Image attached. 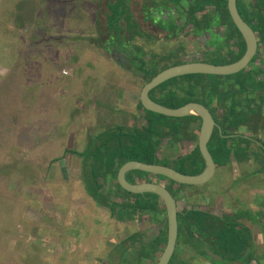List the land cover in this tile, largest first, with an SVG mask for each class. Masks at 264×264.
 <instances>
[{
	"label": "rangeland",
	"instance_id": "rangeland-1",
	"mask_svg": "<svg viewBox=\"0 0 264 264\" xmlns=\"http://www.w3.org/2000/svg\"><path fill=\"white\" fill-rule=\"evenodd\" d=\"M70 3L71 4H68L66 0H0V249L4 254V256L0 255L2 256L0 260L2 259L4 261L0 262V264H51L50 262L48 263L46 258H43L44 256L42 257L44 254L38 251L40 248L37 246H40V244L37 243L35 245L36 248L33 246V248L31 247V249H29L30 245L28 242L30 239L28 231H30L29 229H31L32 226L42 228L39 222L43 220L44 229L45 223H47L49 233L52 231L50 230L51 228H55L56 232L54 231L52 234L53 236H57L58 234L60 226L57 225H59V222L63 221L64 214L61 208H59V210L56 209L59 203L50 196H56L57 198L59 195V191L57 192L59 189L57 188L63 181L61 178L62 173L58 165L59 161L63 163V167H70L73 172L75 171L74 168L82 166V168H80L82 169L81 175H83L84 178L83 184L86 191L91 195L88 175L86 176V174H89L90 169L86 173L87 169L83 164V159L86 156H90L91 152L89 150L92 146L87 144L86 148L78 154L79 157L69 154L63 159L56 158L57 160L55 162L52 161L49 154L56 151H50L52 147L61 152L64 147L78 148L79 145L76 141L53 143V141L47 139V137H49L47 133L50 130V126L43 125L45 115L42 113V103H44V98L47 97L48 100L50 97L43 91L46 90L45 86L51 87L58 83H64L67 87L71 84L68 87L69 90L75 89L79 84L80 78L76 76L78 75L76 72L84 68H80L84 61H90L91 59V56L84 58L82 54H88V51L93 49L92 45H84L87 42L83 44V41H81L79 37L90 36V39H98L101 44L104 43L102 45H104V48L108 51L109 47H106V44L107 46L110 42L113 44L114 41H117V38L113 40H103L98 30H95V15L94 13L88 12L91 5L88 7L87 3L96 5L98 4V0H73ZM82 3H84L85 8L80 6ZM154 7L157 8L156 6ZM114 10H117V7L114 8ZM218 19L217 17V20ZM190 21H195L194 16ZM83 25L86 26V29L83 28ZM115 25L117 24L115 23ZM175 25H177L174 27L176 33L172 32L171 34H175L173 35L174 37H171L175 40H184L183 38L185 32L188 31V26L186 27L177 23H175ZM180 30L182 31L180 32ZM137 33L141 35V31ZM140 35L132 37V42L136 43L137 41H133V39L135 40ZM138 39L141 41L142 35L138 37ZM214 39L220 48H226L225 46L228 48V46L231 47L235 44V38H231L229 35L227 37L215 36ZM143 40L147 44H150L148 48L146 46L144 48L147 53H153L158 50L159 53L165 57V60H174V52H178L185 47L183 43H181L182 45H176L177 42L172 41V38H167L164 42H161L162 44H158V42L148 36L146 32H143ZM123 42L125 43V41ZM115 44L116 43L111 45V51L126 52L127 54L136 52L137 44L121 45L118 49L115 47ZM137 61L136 57H132V69L126 72L128 75L132 76L131 73L140 75L138 71L139 66H136ZM74 63L78 64L73 66ZM256 63L259 64L260 62L256 61ZM64 64L73 66L76 72L72 70V74L69 76L61 75L59 71H61V67ZM112 64L115 65L114 62H112ZM99 65L100 71L105 73L107 71L106 65L101 63H99L98 66ZM121 65L122 64L119 66ZM118 68L119 67L116 65L117 71ZM255 74L254 71L250 72L249 77L238 74L231 78H227L226 81L228 80L227 83L231 85V80L229 79H233L234 81L237 79L243 85L245 84L243 82H247L250 86L252 83L253 86H256L260 83L257 81L259 76ZM121 76L117 79L115 78V85L116 83L125 85L126 80H130V77ZM132 79L134 81V78ZM179 79L183 80L184 77ZM196 79H200V76L196 77ZM210 79H213L212 81L214 82L215 80L219 81L221 78L214 76L210 77ZM87 81L93 83L97 82L96 79L93 80L91 78ZM96 84H99V82ZM103 87L104 86L100 85L98 88L99 90L101 89V98L103 99L106 97L111 99L112 96L108 97L107 94L103 92L105 89ZM188 87H190L189 84ZM67 97V101L63 100V110L60 111L64 115L66 112L68 113L71 111L69 105L65 106V104H68L71 100L69 94ZM38 99L41 104H37ZM57 100L60 101V103L62 102L60 98H57ZM19 104H21V106ZM228 104L235 107L236 112H234L237 114L238 118L232 121L237 123L238 126L242 122L241 120L245 119L242 118L241 114L244 110H247L249 116L257 111V114H253V117H250V124L244 120V122L237 127L238 134L246 137L245 134L239 132V130H241L240 127L242 128L243 126L246 128L248 126L249 130L252 132L264 131V112L262 118L258 113L261 106L264 109V92L258 89V91L252 94L246 91L240 93L239 88L236 86L228 95ZM38 106L40 109L36 108ZM228 111L230 112L231 110L228 109ZM214 115L218 117L216 111H214ZM227 115L230 117L229 114ZM39 117L43 119L40 118L41 121H38L37 119ZM126 121L129 123L132 122L130 118L126 119ZM133 122L134 124L130 127H141L138 121ZM125 124L124 122L116 123L113 125L112 129L116 128L115 130H118L117 126L122 125L128 127ZM20 130H30L29 137L31 141H28L26 144L24 143L25 145L22 147L19 145L17 134ZM258 138L257 136L255 137L256 141ZM260 138L264 139L263 137ZM94 141L95 140L91 139L89 143H94ZM251 147H256L255 149L253 148L255 154L251 158L256 159L257 162H261L262 168L260 167V169L264 171V158H262L264 155H261L260 151H257V143L251 142ZM261 147L264 148L263 144ZM171 153V150L167 151L161 149L159 155L162 157L161 159L163 161H168ZM240 153L243 155L245 152L240 149L239 154ZM260 174L261 172L258 174L259 177H255L253 174L252 176H248V181L253 183L263 180L262 183H264V174L262 173L261 176ZM236 179L232 177L231 174H227L226 176V174L221 171L205 185L192 186L184 184L183 187L186 189L197 188L210 196V187L219 188L224 181H228L227 184L232 186L233 191L235 190L239 198L243 192L241 186H239V180ZM66 187L67 184L65 183L64 188L66 189ZM68 187L71 189L70 185H68ZM117 210H112L110 208V212L114 217L121 218L120 211ZM244 212L246 215H251V213H249L250 208H245ZM122 213H124V211H122ZM44 215L47 218L50 216L52 219L46 222L47 219L44 218ZM140 217L141 215L137 214L135 219ZM27 218L32 219L36 223L31 225V222L28 223L27 220H25ZM135 219H133L134 222ZM87 227L88 229H93L94 225L91 224ZM20 230L21 234H19ZM18 234L21 237H17ZM142 235L143 234L140 232L131 236L134 247L138 246L136 240L142 239ZM43 237L46 238L47 234ZM183 239L180 237L181 241ZM88 241L92 242L90 239H88ZM201 241L202 243H200L199 240H194L193 242L197 245L193 246V248L196 250V253H198V257L208 260V240L201 238ZM127 242H129V240H127ZM2 246L5 249H3ZM123 247L124 243H120L117 247V251H120ZM10 249H14L17 255H11ZM121 252L116 254V250H114L110 255L108 254L109 262L114 260L117 255H122L123 262L121 264L139 263V256L136 255L137 251L132 259L130 254L125 252L120 254ZM212 254L211 251V256ZM252 256V253H245L242 255V260L245 261ZM213 257H215V255ZM109 264L113 263L111 262ZM117 264H120V260ZM213 264H215V262ZM225 264L230 263L226 261Z\"/></svg>",
	"mask_w": 264,
	"mask_h": 264
},
{
	"label": "crops",
	"instance_id": "crops-1",
	"mask_svg": "<svg viewBox=\"0 0 264 264\" xmlns=\"http://www.w3.org/2000/svg\"><path fill=\"white\" fill-rule=\"evenodd\" d=\"M66 1L68 4H71L70 2L73 0ZM154 1L162 3L161 6H156V2ZM116 3H118V0H98V4L96 5H93L92 3H87V5L88 7L91 5L88 12L94 13L95 15V30H98V33L103 40H113L117 38V41H114L117 49L121 45L134 44L144 46V48L146 46L148 48L150 44L144 42L143 32L148 33V36L152 37V39L157 41L158 44H162L161 42H164L170 37L171 32L165 30L166 23L159 22L162 19H166V17L168 18L170 14H173L177 19H180V17H178L179 14L176 13L174 7L165 6L163 4V0H126L125 6L128 8L130 18L129 20H119V26L121 28L119 27V29H115L111 28L109 24L110 16L112 14L111 5L116 6ZM80 6L85 8L84 3ZM154 6H156L159 11L155 10ZM169 9L171 11H169ZM206 10L211 15L215 16V13L217 15L216 7L213 5L206 6ZM153 13L155 14L154 17L156 18L155 20H157L158 25L160 24L163 26L158 27L163 29L153 26L151 24L152 21H149V18L146 17H149L150 15L153 16ZM197 13L200 15L199 12ZM214 19L216 22L215 25L219 24L217 23V17ZM178 24L182 25L181 22ZM83 28L86 29V26L83 25ZM134 30L141 31L142 35L141 41L138 39L141 35L138 37L136 36L137 38L135 40L133 39V41H137L136 43L132 42V38L130 36ZM188 30L193 31V26L191 24L188 25ZM190 35H185L183 38L184 40L181 41L179 39H172L174 42H181L185 45V47H183V51H180L181 54L198 50L195 43L198 41V38H195L194 40V38H189ZM89 37L90 36L79 37V39L83 41V44L84 42H87L84 45H92L93 47L91 51H88V54H82L84 58L91 56L90 61L86 60L82 63L84 66L81 65L80 68H84L76 72L74 71L73 66L78 63H74L73 66L64 64L61 67V71H59V73L63 76L71 75L72 70L78 74L76 76H79L80 82L75 89L69 90L68 87L71 84L67 87L64 83H58L57 85L55 84V86L51 87L45 86L46 90L43 91L48 94L50 98H48V100L47 97L44 98V103H42V113L45 115V119L39 117L37 120L41 121V119H43V125L50 126V130L47 133L50 138L47 137V139L53 141V143L76 141L79 145L78 148L64 147L61 152L57 149H53L52 147L50 151L56 150L54 153L49 154L53 162L59 158L63 159L69 154L79 157L74 151L81 152L86 148L91 139L98 140L102 132L111 129L116 123L124 122V124L127 123L125 125L130 127L134 124L133 121H138L141 126L146 125V111L144 108H139V95L142 87L144 86L142 74L134 75L130 72L132 75L130 76L126 72L130 71L131 68H126L127 66L124 67L122 64L127 63V60H130V54L118 51L111 54V45L114 43H108L110 45H108V51L104 48V45H102L104 43L101 44L98 39H90ZM217 37L219 36L217 35ZM123 41H125V43ZM201 49L203 50V47L199 48V50ZM155 52L159 53L158 50ZM206 54L208 53L206 52ZM151 55L152 53H148L146 57L149 58ZM208 56L210 55L208 54ZM174 58L180 59L177 52H174ZM183 60L185 61L186 59ZM112 62H114L115 65H113ZM97 63H101L103 65L105 64L107 71L105 73L100 71V65L98 66ZM120 64L122 65L119 66ZM116 65L119 67L118 71L116 70ZM63 71L67 72L64 73ZM121 75L128 78L130 77V80H126L125 85H122V83H116L115 85V78L117 79ZM90 78L93 80L96 79L100 85L104 86L103 88L105 89L103 92L106 93L108 97L112 96V98L109 99L105 97L102 99L100 93L101 89H98L100 85L96 84L97 82H88L87 80ZM132 78H134V81ZM68 94L70 95L71 100L68 104H65V106L69 105L71 111L68 112L69 114L66 112L67 115H64L60 111L63 110L62 103L63 100L67 101ZM57 98H60L62 102L60 103ZM37 102V104H41L39 99ZM19 105L21 106V104ZM36 108L40 109L39 106ZM218 110L219 111L217 112L221 113L223 108L220 107ZM129 118L132 121L131 123L126 121V119ZM240 129V133L245 134L246 137L252 139V142L257 143L258 146L261 147L264 143V139L260 138H264V131L252 132L249 130L248 126L247 128L245 126L242 128L240 127ZM236 133H238V131H236ZM17 134L20 147L25 145L28 141H31L29 137L30 130H20ZM256 136L259 137L257 141L255 139ZM166 144L167 142H164L162 150H171V156L174 157L185 155L193 149V147H187L184 143L178 144L176 147H168ZM260 154L264 155V153ZM62 164L63 163L59 161L58 165L62 173L61 178L63 180L59 184L60 187L57 185V189H59L57 192L59 191V195L57 198L56 196H50L59 203L60 207L56 206V209L59 210V208H61L62 213L64 214L63 221L59 222V225H57L60 226V229L58 230L59 236L58 234L57 236H53L52 233L56 230L55 228H51L50 230L52 231L49 233L47 223H45L44 229L43 220H40L39 223L42 225V228L32 226L31 229H29L30 231H28L30 239L28 242L30 245L29 249H31V247L33 248V246L35 247L37 243L40 244V246H37L40 248L38 251L44 254L42 257L44 256L43 258H46L48 263L50 262L51 264H109L111 262L113 264H117L119 260L121 264L123 262L122 255H117L114 260L110 262L108 260V256L114 250H116V254L121 251L123 252L120 254L124 252L130 254L131 259L134 258V254L137 251L136 255L139 256L138 253H143L147 256L146 258L142 257L141 260H139L140 264H155L156 262L158 264L159 258L163 252H161L163 244L161 243L162 239L159 237V231L164 227L165 222H168L164 202L159 199L161 203L159 208L160 210L165 211H162L159 214V218H152L150 215H141L140 218L135 219V222L129 215H124L123 218H116L112 215L109 208L102 206L88 193V191H86L83 184L84 178L83 175H81L82 166H80L81 168H74L75 171L73 172L70 167H65L66 170L64 171ZM261 165V162H257L255 159L247 160L245 159V156L241 154L240 159L236 160L234 153H232L230 161L227 164L219 166L216 164L213 176L205 183H202V185L208 183L218 172L222 171V173L226 174V176L227 174H231L232 177L239 180V186H241L243 194L238 198L235 190L233 191L232 186L227 184L228 181H224L219 188L210 187V196L207 193H204V191L198 192L203 196V202L200 200L199 204L203 205V208L205 209H210V211L220 219L218 222L225 220V216H229L230 219L232 218L233 221L238 223V228L246 232L245 235L249 239V242L244 254L252 253L253 256L245 261L239 258L232 260L233 262L228 260L227 262L230 264H264V183H262L263 180L261 182L259 181L253 183L248 181V176H252V174L255 177H259L258 174L260 172L261 174H264V171L260 169ZM147 181H158L157 183H165L164 185L166 186V182L160 180L156 176H153L152 178L144 176L141 180H139V182ZM65 183L67 184L66 189L64 188ZM113 183L114 182L106 184L104 187L105 192H107L110 188H115ZM68 185L71 186V189ZM191 189L185 188L183 190L191 191ZM198 195L201 196L200 194ZM113 198L118 202L127 200L122 199L121 195L114 196ZM245 208H250L249 213H251V215H246L244 212ZM48 217L49 218L44 215V218L47 219L46 222H48L49 219H52L50 216ZM25 220H27L28 223L31 222V225L36 223L32 219L27 218ZM91 224L94 225V228L88 229L87 226H90ZM140 232L143 234L142 239L136 240L138 242V246L134 247L131 236ZM19 234H21V230ZM19 234L17 237H21ZM46 234L47 237L44 238L43 236ZM88 239L92 240V242H89ZM127 240H129V242H127ZM120 243H124V247L120 251H117V247ZM149 245L152 246L153 251L149 249ZM2 248L5 249L3 246ZM10 250L11 255H17V252L14 249ZM148 252L150 253V256ZM207 253L211 254V251L208 249ZM181 254L184 258L190 259V261L194 264H213L215 260L219 259L216 255L214 258H208V260L198 257V253H196V250L191 244L184 248ZM0 255L4 256L1 249ZM2 256H0V258ZM0 262L4 261L1 259Z\"/></svg>",
	"mask_w": 264,
	"mask_h": 264
},
{
	"label": "trees",
	"instance_id": "trees-1",
	"mask_svg": "<svg viewBox=\"0 0 264 264\" xmlns=\"http://www.w3.org/2000/svg\"><path fill=\"white\" fill-rule=\"evenodd\" d=\"M154 2H156V6H161L162 4L158 1ZM125 4L126 0H118L116 6L111 5L112 14L109 24L111 28L114 27L115 29H119L121 19L129 20L130 15ZM163 4L165 6L174 7L176 13L179 14L178 17H180V19H177L173 14H170L168 18L166 17V19H162L159 22L166 23L165 27L167 29L165 28V30L171 33H176L174 27L177 25L174 23L177 21H180L182 25L186 27L191 24L193 26L194 36L205 34L207 29L212 30L213 24H216V22L214 23V17L219 18L217 23L227 25V27L229 26L230 30L225 31L226 36L224 37L228 35L231 38L234 37V46L220 48L216 44V40H213L215 47L209 53V55L212 56L208 62L214 64H228L240 59L245 53V39L231 19L227 0H163ZM208 5L216 7L217 15L216 13L215 16L211 15L206 10V6ZM116 7L117 10H114ZM237 7L243 19L258 33L259 45L261 47L247 67L237 73L229 75L194 73L176 76L164 81L150 91V96L155 101L171 108H177L193 101L204 104L213 115L214 111L217 112L220 107L223 108L221 113L217 112L218 117L214 115L219 125L215 128L208 143L209 150L218 166L227 164L230 161L232 153H234L235 159L239 160L241 154H239L240 148L245 152L243 154L245 159L252 160L253 158H251V156L255 154L253 148H256L251 147L252 139L244 137L236 133V131L237 127H239L244 120L250 124V117H253V114H257V111L249 116L247 110H244L241 114L242 118L245 119L241 120L242 122L238 126L237 123L232 121L238 118L237 114H235V107L228 104V95L230 91L237 86L240 93L246 91L252 94L258 91V89L264 92V0H237ZM197 12H199L200 15ZM193 16L195 21L191 22L190 20ZM115 23L117 25H115ZM159 26L163 27L160 24ZM181 31L182 30H180V32ZM134 32L130 35L131 38L135 35H140L137 33L139 30H134ZM175 33H173L172 36ZM190 33H192V31L188 30L185 32V35ZM106 47L109 46L106 45ZM113 52L115 51H111V54ZM147 54L148 53L144 50V46L137 45L136 52L130 54V60H127V63H122L124 67L129 66L132 69L131 60L132 57H136V60H138L136 66H139V68H137L140 74H142L144 84L149 82L161 70L184 62L178 58H174V60H165L162 54L155 51L149 58L146 57ZM258 59L260 62L259 64L256 63ZM252 71L256 73L255 75L259 76L257 80L260 83L259 85L253 86L252 83L250 86L247 82H243L245 83L243 85L237 79L236 81L229 79L231 80L230 85L227 83L228 80L226 81L227 78H231L238 74L249 77ZM198 76H200V79H196ZM214 76L221 78L219 80L220 82L218 80L213 82V79H210V77ZM181 77H184V79H179ZM188 84L190 87H188ZM139 108L143 109L141 102H139ZM228 109L231 111L229 112ZM259 110L258 113L262 118L264 109L261 106ZM145 111L146 125H142L141 127H126L122 125L117 126L118 130H115L116 128H111L102 132L98 140H95L94 143H89V145L92 146L89 150L91 154L83 159V164L87 169L86 173L90 169L89 174H86V176L88 175L91 196L102 206L109 209L117 210L119 207L117 211H120L121 218H123L124 215H129L130 218L135 219L137 214L143 216L149 215V213L150 217L159 218V214L164 211L159 208L161 203L156 193H132L125 190L120 185L117 180L118 172L121 166L126 162L136 160L150 164H165L188 175L201 173L205 168V161L198 147V133L201 126V117L199 115L190 114L182 117H173L150 110ZM227 114H229L230 117H228ZM164 142H167L166 145L168 147H176L178 144L184 143L186 146L189 145L190 147H194V149L185 155L177 157L170 156L168 161H163L159 154ZM257 151L264 153V148L258 146ZM74 152L76 154L81 153L79 151ZM262 158H264V156ZM144 175L148 176L150 173L132 169L127 172L126 177L135 183L139 182ZM159 176L166 179L165 176ZM112 182H114L113 185H115V188H110L105 192L104 187L106 184ZM173 183L175 182L169 179L168 187H172ZM119 195L122 196V199L127 200L122 202L114 200L113 197ZM122 211H124V213H122ZM224 218L226 219L218 222L220 219L212 212L201 209H190L178 212L179 236L182 239L184 238L183 241L185 240L184 242L188 245L191 244L192 247L197 245L193 242L194 240H199V242L202 243L201 238L207 239L209 243L208 248L213 253L212 256L210 253H208L207 256L209 259L214 258V255L218 256L220 259L215 260L217 264H225L226 261H232L237 258L242 259V255H244V251L247 249L249 242V239L245 235L246 232L238 228V223L233 221L232 218L230 219L229 216H225ZM159 237L162 239V252L167 243V222H165L164 227L160 229ZM149 249L153 251L151 245H149ZM138 254L139 260H141L142 257H147L143 253ZM176 262L179 264H190L188 259H179L177 253L173 254L169 264H176Z\"/></svg>",
	"mask_w": 264,
	"mask_h": 264
},
{
	"label": "water",
	"instance_id": "water-1",
	"mask_svg": "<svg viewBox=\"0 0 264 264\" xmlns=\"http://www.w3.org/2000/svg\"><path fill=\"white\" fill-rule=\"evenodd\" d=\"M227 5L233 23L241 32L246 42V51L243 56L228 64H214L193 60L169 66L156 74L149 82L145 83L139 95V100L142 103L144 110H150L173 117H182L190 114H196L201 117V126L198 133V147L205 161V168L201 173L188 175L165 164H150L132 160L123 164L118 172L117 180L125 190L132 193H156L159 196L160 201L165 204L168 221V237L167 244L159 258L158 264H168L176 246L178 234V210L176 199L164 184L153 181L133 183L126 179V173L131 169H137L155 175H162L177 183L184 184L205 183L213 176L216 164L209 150L208 143L216 122L211 111L204 104L194 101L188 102L177 108H171L155 101L150 96V91L164 81L176 76L194 73L229 75L237 73L249 65L258 49L257 34L241 16L237 7V0H227ZM63 170H66L65 167H63Z\"/></svg>",
	"mask_w": 264,
	"mask_h": 264
},
{
	"label": "flooded vegetation",
	"instance_id": "flooded-vegetation-1",
	"mask_svg": "<svg viewBox=\"0 0 264 264\" xmlns=\"http://www.w3.org/2000/svg\"><path fill=\"white\" fill-rule=\"evenodd\" d=\"M155 10H157V11H159V9L158 8H155ZM169 11H171L170 9H169ZM153 16H146L147 18H149V21H152L151 22V24L153 25V26H155V27H157V28H159L158 26V23H157V20H155L156 18L154 17L155 16V14L153 13L152 14ZM167 16V15H166ZM180 21H177V22H175V23H179ZM174 23V24H175ZM160 29V28H159ZM212 30H206L205 31V34H201V35H199V36H194V34H193V31H192V33H190V34H188V35H190V37L189 38H194V40H195V38H198V41L197 42H195L196 43V45H197V47H198V50H199V48H201V47H203V50L201 49V50H196V51H194V52H196V53H194V52H189V53H183V54H181L180 53V51L182 50L183 51V48L182 49H180L178 52H177V54H178V56H179V58L180 59H182V61H184L183 59H186L184 62H186V61H188V60H195V61H204V62H208V60L209 59H211V57L210 56H212V55H210V56H208V54L210 53V51H212L213 49H214V43H213V40H215L214 39V37L216 36V35H218V36H222V37H224V36H226V33H225V31H229L230 29H229V26L227 27V25H219V24H217V25H215V24H213V26H212V28H211ZM255 31V30H254ZM256 32V31H255ZM256 34H257V41H258V49H257V52L259 51V49L261 48L260 47V43H259V37H258V33L256 32ZM171 36H172V34L170 35V37L168 38V39H171ZM217 37V36H216ZM188 38V39H189ZM173 39V38H172ZM181 41V40H180ZM181 44V42H179V43H177L176 45H180ZM245 44H246V42H245ZM181 51V52H182ZM206 52L208 53V54H206ZM256 52V53H257ZM257 62H259V59L257 60ZM213 115V114H212ZM213 118H214V120H215V122H216V125H215V127H214V129H213V132H214V130H215V128L219 125L218 124V121H217V119L214 117V115H213ZM200 130V129H199ZM213 134V133H212ZM183 144V143H182ZM187 147H190L189 145L187 146ZM193 149H194V147H193ZM192 149V150H193ZM132 170V169H131ZM130 171V170H129ZM153 176H156L157 178H159L160 180H162V181H164V182H166V187L170 190V192L173 194V196H174V198L176 199V202H177V210H178V212H182V211H185V210H190V209H201V210H205V211H210V209H205V208H203L204 206L203 205H201V204H199V201L201 200V202H203V196H202V194L201 193H198V192H201L199 189H197V188H190L191 189V191H184L183 189H185V187H183V185H184V183H177V182H175V183H173V185H172V187H168V184H169V179H165V178H161L159 175H155V174H152V173H150V175H148V177H150V178H152ZM126 179L128 180V181H130V182H132V180L131 179H128L127 177H126ZM161 181V182H162ZM158 182V181H157ZM168 183V184H167ZM162 184H165V183H162ZM187 185H202V183L201 184H187ZM170 188H172V189H170ZM143 193H145V192H143ZM200 194L201 196H199L198 194ZM178 212H177V219H178ZM211 212V211H210ZM213 213V212H212ZM158 225V224H157ZM157 225H155V226H157ZM186 247H188V244H186L183 240L181 241L180 240V236H179V221H178V234H177V240H176V246H175V249H174V252H173V254H176L177 253V256H178V258L179 259H186V258H184V256L181 254V252L184 250V248H186ZM164 249H165V247H164ZM173 256V255H172ZM189 260V263L190 264H194L192 261H190V259H188ZM170 262V261H169ZM155 264H157V262L155 263ZM176 264H179L178 262H176Z\"/></svg>",
	"mask_w": 264,
	"mask_h": 264
},
{
	"label": "built area",
	"instance_id": "built-area-1",
	"mask_svg": "<svg viewBox=\"0 0 264 264\" xmlns=\"http://www.w3.org/2000/svg\"><path fill=\"white\" fill-rule=\"evenodd\" d=\"M64 73H66L67 71H63Z\"/></svg>",
	"mask_w": 264,
	"mask_h": 264
}]
</instances>
